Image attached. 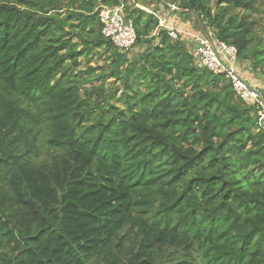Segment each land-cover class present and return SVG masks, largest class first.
Here are the masks:
<instances>
[{"label": "trees", "instance_id": "16d2710c", "mask_svg": "<svg viewBox=\"0 0 264 264\" xmlns=\"http://www.w3.org/2000/svg\"><path fill=\"white\" fill-rule=\"evenodd\" d=\"M119 1L0 0V264H264L255 106L156 10L127 2L138 52H119L97 10ZM151 2L235 47L264 95V0Z\"/></svg>", "mask_w": 264, "mask_h": 264}, {"label": "built area", "instance_id": "2783aa9c", "mask_svg": "<svg viewBox=\"0 0 264 264\" xmlns=\"http://www.w3.org/2000/svg\"><path fill=\"white\" fill-rule=\"evenodd\" d=\"M98 3L101 0H97ZM130 0H120L116 6L99 4L98 18L101 24V35L119 52H129L135 44V31L131 19L125 16V7ZM172 10L175 8L172 6ZM160 28L165 29L172 41L179 40L181 31L169 28L164 21H158ZM196 44L194 56L197 64L215 75H226L231 80L232 89L244 102L254 105L258 121L264 119V95L248 86L236 70L237 51L232 45L217 41L209 34L193 35Z\"/></svg>", "mask_w": 264, "mask_h": 264}, {"label": "rangeland", "instance_id": "374dc122", "mask_svg": "<svg viewBox=\"0 0 264 264\" xmlns=\"http://www.w3.org/2000/svg\"><path fill=\"white\" fill-rule=\"evenodd\" d=\"M134 2L136 3L137 1L134 0ZM140 3H143V2L141 1ZM173 12H175V11H171V13H173ZM175 18L180 21V26L184 27V31L182 32V34L179 35V38H180L179 40H185V36H186L185 33H188V31L189 32L192 31L194 33L193 35L209 34L210 36H212V38H214L213 30L210 27H208L207 25H205L204 23L202 24L203 27H200L197 19L194 16H191L189 18H182V17H180V15H176ZM253 18H257L259 26H262V24L264 23V5L259 7V13L257 15H253ZM185 41H187V40H185ZM187 42L189 43L188 44L189 47H191V49H193L194 43H195V41L193 40V37L190 39V41H187ZM137 52H138V48H133L129 51V54L133 55V54H136ZM97 58H98L97 56L94 57L88 66L89 67L90 66L91 67L102 66L103 60L102 59L98 60ZM80 62H81L80 65L76 69L84 70V68L87 65L82 60H80ZM237 72H238L239 76H241L243 81L248 86L251 84L255 87L256 85H260V81H262L257 74L250 71L248 63L239 64L237 67ZM91 85L96 86L97 83H92ZM115 86H118V84H116ZM106 87L110 88L111 85H108V83H106Z\"/></svg>", "mask_w": 264, "mask_h": 264}, {"label": "crops", "instance_id": "0c3cea01", "mask_svg": "<svg viewBox=\"0 0 264 264\" xmlns=\"http://www.w3.org/2000/svg\"><path fill=\"white\" fill-rule=\"evenodd\" d=\"M129 5L139 7L148 13L156 10L157 13H155V16L158 19V21L159 20L164 21L165 25H167L169 28H176L181 32L184 31V27L180 26V21L175 18L176 17L175 13H178L179 11L175 9V12L171 13L172 8L170 6H168L166 9L162 8L161 6H158V9H156L157 6L154 4V2H151V0H145L144 6H146V8H148L149 10L144 9L139 4H136L134 0H130ZM185 34H186L185 40L190 41L194 33L192 31L191 32L188 31V33Z\"/></svg>", "mask_w": 264, "mask_h": 264}, {"label": "water", "instance_id": "95a60500", "mask_svg": "<svg viewBox=\"0 0 264 264\" xmlns=\"http://www.w3.org/2000/svg\"><path fill=\"white\" fill-rule=\"evenodd\" d=\"M260 126L264 128V119L259 122Z\"/></svg>", "mask_w": 264, "mask_h": 264}]
</instances>
